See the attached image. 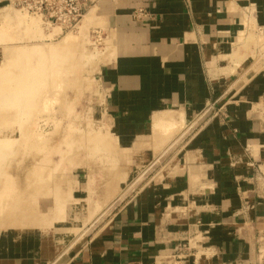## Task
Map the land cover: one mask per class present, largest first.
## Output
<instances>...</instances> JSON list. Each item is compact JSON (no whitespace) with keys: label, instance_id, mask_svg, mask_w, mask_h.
Returning a JSON list of instances; mask_svg holds the SVG:
<instances>
[{"label":"crops","instance_id":"obj_1","mask_svg":"<svg viewBox=\"0 0 264 264\" xmlns=\"http://www.w3.org/2000/svg\"><path fill=\"white\" fill-rule=\"evenodd\" d=\"M11 1L0 0V8ZM99 11L114 41L115 57L103 76L121 138L146 134L158 112L181 111L188 131L198 126L186 134L178 166L144 183L84 245L48 262L35 253L9 261L257 264L264 239V119L247 110L264 96V46L256 42L264 36V0H101ZM211 107L228 113L201 119ZM180 243L189 248L179 258L156 261ZM8 252L3 246L0 261Z\"/></svg>","mask_w":264,"mask_h":264},{"label":"rangeland","instance_id":"obj_2","mask_svg":"<svg viewBox=\"0 0 264 264\" xmlns=\"http://www.w3.org/2000/svg\"><path fill=\"white\" fill-rule=\"evenodd\" d=\"M100 1L76 0L85 6L79 16L74 3L61 0H12L0 8V140L19 139L11 150L1 148L10 175L0 174V192L9 195L0 201V251H9L2 264L33 253L48 262L84 245L144 183L178 166V150L198 126L188 131L184 118L165 139L151 128L167 111L158 112L146 134L121 138L108 109L103 74L115 53ZM256 42L262 49L264 36ZM260 102L247 112L262 120L264 96ZM227 113L211 107L201 119ZM255 262L264 264V239Z\"/></svg>","mask_w":264,"mask_h":264},{"label":"bare ground","instance_id":"obj_3","mask_svg":"<svg viewBox=\"0 0 264 264\" xmlns=\"http://www.w3.org/2000/svg\"><path fill=\"white\" fill-rule=\"evenodd\" d=\"M249 17V16H248ZM246 21H247V19H246ZM252 22L253 21H250V23L252 24ZM246 23V22H245ZM247 24H248V21H247ZM250 25V24H249ZM247 28H249V27H247ZM254 28V27H253ZM246 29V28H245ZM244 29V30H245ZM248 30V29H247ZM247 30H245V31H247ZM249 30H250V28H249ZM248 30V31H249ZM250 32V31H249ZM248 32V33H249ZM240 33V32H239ZM228 33H225L223 36L225 37V38H227L228 37ZM242 35H243V33L240 35V39H242ZM246 35V34H245ZM247 35H249V34H247ZM71 36V35H70ZM245 38V37H244ZM64 39H65V37H64ZM69 39V38H68ZM245 44V43H244ZM16 61H18L17 59H16ZM20 61V60H19ZM22 66V65H21ZM17 69V68H16ZM19 69V68H18ZM234 70V69H233ZM26 74V73H25ZM28 74V73H27ZM36 75V74H35ZM18 77V76H17ZM24 77V76H23ZM12 78V77H11ZM16 78V77H15ZM18 78H21V77H18ZM28 79V78H27ZM26 79V80H27ZM17 81L19 80V79H16ZM16 80H15V82H16ZM22 80V79H21ZM11 81V80H10ZM27 81H29V80H27ZM11 83H12V81H11ZM20 83V82H19ZM29 83V82H28ZM8 85V84H7ZM17 85V84H16ZM31 85H32V83H31ZM19 86V85H18ZM26 86V85H25ZM7 87V86H6ZM12 87H14V86H12ZM12 87H11V89H12ZM7 88H10V86L9 87H7ZM27 88H29V87H27ZM26 87H25V89L24 90H26L27 89ZM10 89V90H11ZM21 90H22V88H20ZM30 89V88H29ZM29 89H27L28 91H29ZM3 90V89H2ZM17 90V89H16ZM24 90H22V91H24ZM4 91H5V89H4ZM13 91L15 92V89L13 88ZM25 92V91H24ZM8 93V92H7ZM18 93V92H17ZM27 93V92H26ZM29 93V92H28ZM24 94V93H23ZM20 95V94H19ZM25 95V94H24ZM22 97V96H21ZM28 97H31V96H27V98ZM23 98V97H22ZM24 100H25V98H23ZM27 102V101H26ZM45 104H44V107H46V103L47 102H44ZM14 104V103H13ZM27 104V103H26ZM49 104H51V102L49 103ZM27 106V105H26ZM14 107V106H13ZM10 108H12V107H10ZM9 108V109H10ZM15 110H16V108H14ZM11 110V112H12V110H13V108L12 109H10ZM14 110V111H15ZM1 111V110H0ZM6 111V110H5ZM173 111V110H172ZM171 111V112H172ZM167 112H169V111H167ZM167 112H166V115H165V113L163 114V115H165V116H163L162 118V120H157L156 121V123H155V125L153 126V127H151L152 129H153V131H156V133H155V135H157L158 136V134L157 133H160V134H169L168 136L170 137V136H172V134H174L175 132H172L171 133V131L175 128V127H177V125L176 124H178L179 122H180V120H182V119H184V118H186V117H184V113H182V112H178V113H173V114H171L170 116H169V118H168V116H167ZM1 113V112H0ZM15 113H16V111H15ZM13 114L14 116V118L16 119V117H15V115L16 114ZM3 114V113H2ZM158 114V113H157ZM157 114H156V116H157ZM160 114H162V113H160ZM159 115V114H158ZM168 115H169V113H168ZM2 117H0V118H2L3 119V115H1ZM8 117V116H7ZM159 118L161 117V116H158ZM157 117V118H158ZM164 117L166 118H168V119H164ZM154 118H156V117H154ZM10 119V118H9ZM1 120V119H0ZM156 120V119H155ZM2 121V120H1ZM0 121V122H1ZM1 124V123H0ZM181 125H183V123L181 122L180 123ZM180 128V125H179V127H178V129ZM183 127H181V129H182ZM2 130V129H1ZM176 130V129H175ZM175 130H173V131H175ZM181 132V131H180ZM154 133V132H153ZM36 134V133H35ZM179 134V133H178ZM175 135V134H174ZM164 136V135H163ZM156 137V136H155ZM161 137H162V135H161ZM160 137V139H164L163 137L161 138ZM168 137V138H169ZM175 137V136H174ZM177 137V136H176ZM158 138V137H157ZM167 138V135H166V137H165V139ZM167 138V139H168ZM5 139V138H4ZM159 139V138H158ZM170 139H172L171 137H170ZM176 139H179V135H178V138H176ZM17 140H19V139H17V138H6L5 139V141H2V140H0V152H2L3 150L1 149V148H3V147H6V149H9V150H11L12 148H13V146H15V144H16V142H17ZM166 141H168V140H166ZM18 145V144H17ZM18 147V146H17ZM20 148V147H19ZM188 154V153H187ZM191 154V153H190ZM4 153L2 152V154H1V158H0V174H4L3 172H6V175H7V177H9L8 179H10V175L8 174V172L5 170V169H3V164L4 163H2L1 161H5V160H3L5 157H4ZM6 156V155H5ZM8 157V156H7ZM189 159H192L191 157L189 158ZM15 160V159H14ZM191 161V160H190ZM200 163V162H199ZM191 166H193V165H191ZM180 168V167H179ZM193 168V167H192ZM181 169H183V168H181ZM178 170H180V169H178ZM183 171V170H182ZM190 171V170H189ZM197 171V170H196ZM195 173V172H194ZM176 174V173H175ZM192 174V173H191ZM8 179H7V182H8ZM200 179V178H199ZM12 182V181H11ZM10 182V183H11ZM198 185V184H197ZM6 189V188H5ZM12 191V190H11ZM6 192V191H5ZM5 192L3 191V192H0V201H3V199H4V197L6 198L7 196H9V195H5ZM6 194H7V192H6ZM12 196V195H11ZM15 197V196H14ZM13 197V198H14ZM2 198V199H1ZM15 199V198H14ZM4 201H5V199H4ZM15 201L16 200H12V202L13 203H15ZM6 202H8L7 200H6ZM12 207H13V205H12ZM16 208V207H15ZM44 217V216H43Z\"/></svg>","mask_w":264,"mask_h":264},{"label":"built area","instance_id":"obj_4","mask_svg":"<svg viewBox=\"0 0 264 264\" xmlns=\"http://www.w3.org/2000/svg\"><path fill=\"white\" fill-rule=\"evenodd\" d=\"M62 1L67 5L68 2L71 3V4H75V6L72 7V12L75 13L76 16H79L82 14V12L85 10V6L82 5V3H78V2H75L76 0H61V3ZM143 11L141 12H138L136 13V17H141V14H142ZM181 245L176 248L175 250L171 249L169 252H166L165 254H159L156 261H162L161 259L162 258H167V257H171L172 259H177L179 258V255L181 253H184L186 251L187 248H189V244L188 243H180ZM129 264H143L142 262H130Z\"/></svg>","mask_w":264,"mask_h":264}]
</instances>
